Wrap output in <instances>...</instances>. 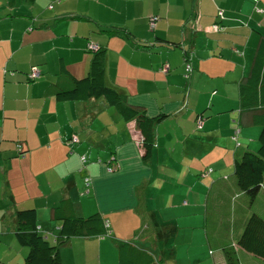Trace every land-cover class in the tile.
<instances>
[{
	"label": "crops",
	"instance_id": "crops-1",
	"mask_svg": "<svg viewBox=\"0 0 264 264\" xmlns=\"http://www.w3.org/2000/svg\"><path fill=\"white\" fill-rule=\"evenodd\" d=\"M263 38L264 0H0V264H21L27 253L15 210L35 208L40 231L55 241L63 199L80 216L101 213L110 230L72 238L63 264H118L117 241L164 264H228L223 248L237 243L250 210L235 158L255 150L260 134L241 107L240 84ZM91 42L106 47L107 84L149 115H167L147 161L136 120L102 98H57L70 86L62 67L88 74ZM35 66L41 75L32 79ZM235 197L243 204L236 236L213 249L209 210ZM236 248L237 264H264Z\"/></svg>",
	"mask_w": 264,
	"mask_h": 264
},
{
	"label": "trees",
	"instance_id": "trees-1",
	"mask_svg": "<svg viewBox=\"0 0 264 264\" xmlns=\"http://www.w3.org/2000/svg\"><path fill=\"white\" fill-rule=\"evenodd\" d=\"M154 18L158 19V17ZM154 18L150 25L152 29L155 28V25L152 27V23L157 20ZM100 31L109 35L127 37L134 42L133 35L125 29L104 27ZM172 43L178 45L176 42ZM90 44L95 43L91 42L88 45ZM95 45H97L95 49L88 46L93 54L86 76L77 77L66 67L61 68L60 73L69 79L70 86L60 89L57 92V98L85 102L102 98L114 107L125 120H136L142 132L143 159L147 161L150 159L156 143V126L167 115L164 113L155 116L149 115L144 108L131 105L119 89L107 84L106 47ZM240 104L243 110L253 113V120L260 127V143L258 150L243 149L235 158V181L237 187L248 197V209L250 210L245 217L246 221L237 243L234 245L231 242L223 248L228 264H237L239 261L236 246L264 260V211L253 210L254 203L262 199L264 193V38L257 48L249 76L240 84ZM199 117L203 118L201 115ZM199 117L196 120V125ZM68 143L72 145L71 142ZM237 146H241V143ZM262 201L264 199L261 200V204ZM54 214L55 218L61 222V228L56 240L52 241L40 231L35 208H19L13 213L17 239L27 249L21 264H63L61 248L72 238L110 235L108 222L101 213L80 216L76 213L70 199H63L54 209ZM116 247L118 264H164L154 253L136 242L117 241Z\"/></svg>",
	"mask_w": 264,
	"mask_h": 264
},
{
	"label": "rangeland",
	"instance_id": "rangeland-1",
	"mask_svg": "<svg viewBox=\"0 0 264 264\" xmlns=\"http://www.w3.org/2000/svg\"><path fill=\"white\" fill-rule=\"evenodd\" d=\"M260 135V134H259ZM257 148L259 149V136L257 140ZM264 192V191H263ZM248 198V197H247ZM262 199H264V193L262 195ZM256 201L253 206L254 211H264V201L261 204V200ZM218 208V209H210L208 213V223H207V230L209 233L211 247L215 249L218 245H222V242H231L233 241V236L235 234V226L237 224H233L235 221L240 222L242 216V202L241 199L235 197L231 198L230 201H226ZM236 205V206H235ZM249 208V206H248ZM235 214H238L237 217H234ZM230 215V216H228ZM228 216V217H227Z\"/></svg>",
	"mask_w": 264,
	"mask_h": 264
},
{
	"label": "built area",
	"instance_id": "built-area-1",
	"mask_svg": "<svg viewBox=\"0 0 264 264\" xmlns=\"http://www.w3.org/2000/svg\"><path fill=\"white\" fill-rule=\"evenodd\" d=\"M255 1H258V0H255ZM222 14H223V13L220 12V15H222ZM154 19H157V18H154ZM154 25H155V22L152 23V27H154ZM213 27H214V29H216V30L219 29V26H218L217 24L214 25ZM89 47H90L91 49H95V48H97V45H95V44H90ZM40 74H41V71H40V69H39L38 66H35L34 68H32V71L30 72V76H31L32 79L38 78V77L40 76ZM203 124H204V122H203V120H202V117H199V119H198V121H197V126H198V127H202ZM238 133H239V129L236 128V131H235V134H234V137H233V138L236 140L237 145H240V142L238 141ZM73 139H74V141H76V137H74Z\"/></svg>",
	"mask_w": 264,
	"mask_h": 264
}]
</instances>
